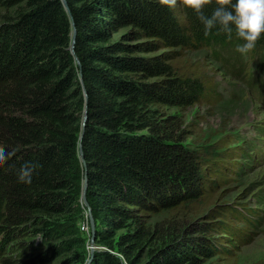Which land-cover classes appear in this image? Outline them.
<instances>
[{
	"label": "trees",
	"instance_id": "16d2710c",
	"mask_svg": "<svg viewBox=\"0 0 264 264\" xmlns=\"http://www.w3.org/2000/svg\"><path fill=\"white\" fill-rule=\"evenodd\" d=\"M66 2L71 20L61 0H0V146L10 153L0 166V264H79L83 241L66 223L75 214L85 171L91 214L104 226L96 228L95 242L105 249L95 251L92 264H203L214 255L232 257L231 240L245 242L261 231L264 212L250 203H217L209 216L219 220L209 230L231 238H217L214 248L207 243L191 250L180 227L160 235L195 200L189 189L196 171L203 189L212 185L207 176L219 175L211 170L217 161L207 157L224 150V134H211L205 124L202 140L184 135V126L193 130L202 122L194 108L206 105L204 113L221 120L242 107L237 99L244 88L234 82L235 101L210 96L204 67L245 86L259 83L253 63L264 67V35L241 64L232 56L244 43L235 29L229 34L217 26L205 35L197 15L179 5ZM71 21L80 66L69 49ZM163 47L172 50L153 52ZM190 54L200 62L192 63ZM79 70L88 109L81 140L86 168L77 150L84 107ZM186 108L194 109L189 123L181 117ZM235 140V146L241 143ZM25 162L37 165L31 184L17 181ZM201 189L196 184L195 196L204 197ZM252 198L264 204V190ZM28 232L40 240L30 237L32 251L6 255L3 242L13 252V240Z\"/></svg>",
	"mask_w": 264,
	"mask_h": 264
},
{
	"label": "rangeland",
	"instance_id": "374dc122",
	"mask_svg": "<svg viewBox=\"0 0 264 264\" xmlns=\"http://www.w3.org/2000/svg\"><path fill=\"white\" fill-rule=\"evenodd\" d=\"M122 31H119L114 35L115 39H118V37L121 35ZM140 39H137V42H139ZM166 50H172L168 48H157L153 52L159 53V52H165ZM190 61L192 63H199L200 59L198 57L193 56L190 54ZM146 56V55H143ZM232 56L235 58L236 56H239V63L244 64L245 61V54H241L234 49L232 51ZM250 63V62H249ZM247 63L245 66L249 65ZM204 69L207 71L208 74H210V90H213L211 97H215L216 94H219V99L221 100H232L235 101L237 95H233L231 91H234V85L233 82L243 87V92L240 95V97L237 99L240 104H242V107L238 106L236 110H232L231 113L226 116L224 119L219 120V116L216 114H212L211 112L204 113V108L206 105H200L198 104L194 109L197 110L198 116L200 113H203L202 116H199L201 118V129L199 128L200 124L194 126V129L192 130V125H186L185 133L184 135H189L190 132L193 136H195V139L200 138L202 140V137L205 135L202 132V129L205 128V124H208L210 130L212 131L211 134H215L218 132H221L224 134V137L221 139L219 145H222L224 150L220 151L219 154L217 152H214L213 150H210V155H208L207 159L216 160L215 166L211 169L216 174L219 175H213L207 176V179L212 182V185L209 189H203L204 183L203 181L200 182V179L197 178L199 176V172L195 174L196 179L193 180V183L190 186V194L195 199L194 201H189L186 203L185 207L180 209L178 212L177 219H171V224L165 227L164 231L161 233L160 237H164L166 233H170L175 230V228H183L184 229V239L186 243L191 245V250L200 249L202 248V245L206 246L207 243H209L210 248H214L216 244L217 238H226V236H229L227 234H218L213 230H209L211 227H209V223H217V220H219V217H211L210 214H216L218 211V208H216L217 203L229 199V201L237 202L238 205L241 206H247V204L250 203L251 208H255L256 210L260 212H264V204L260 205H254L252 203V197L255 195L259 190L264 188V159L257 161L255 163H247V171L242 172V174L239 175H233L231 172L232 167L235 165L233 158H243V159H249L248 157H245L242 149L235 146L236 145V138H242L244 141H247L249 138V135L253 134L251 131L252 127L255 125L262 124L264 125V107L259 104V101L253 99L249 95L248 86L245 87L240 81L233 80L229 76H222L219 72L211 71L208 66L204 67ZM249 70V68H247ZM259 71V70H258ZM212 72V73H211ZM260 74L261 71H259ZM194 109L186 108L181 111V117H184V122H188L190 120H194L190 118V112H193ZM197 120V119H196ZM200 120V119H198ZM192 130V131H190ZM207 133L209 131H206ZM203 134V135H202ZM230 134H235V136L230 137ZM230 137V139H229ZM241 139V140H242ZM240 140V141H241ZM239 141V142H240ZM263 145V142H256L252 147H260ZM212 149V148H211ZM219 150V149H218ZM205 157V151L203 152ZM223 156V157H222ZM221 157L223 161L224 158L231 157L230 159H227L225 162H221ZM200 158L197 159L196 163H198ZM206 160V157H205ZM202 162V161H201ZM208 161L203 162V170L202 174L205 175L207 170L205 169L206 164ZM246 162V161H245ZM219 163L226 165L227 171L222 169L219 166ZM239 164V163H238ZM217 166V167H216ZM224 170V172L222 171ZM237 172H240V168L237 170ZM207 175V174H206ZM222 179L217 181V179ZM224 179V180H223ZM227 180V182H225ZM197 182V183H196ZM196 184L198 187H200L201 192H205L206 194L204 197H199L200 194H196L193 191L196 189ZM189 186V185H188ZM174 188V186H172ZM147 191L144 192V194ZM165 192V191H164ZM87 199V197H86ZM88 202V200H87ZM150 205H153V202H148ZM89 204V203H88ZM190 205V206H189ZM249 206V205H248ZM75 214L73 217H71L67 221V225H71L74 232L78 233V236L80 237L81 241H83L82 247L79 248V251L82 255L81 259H78L79 264H92L93 262V256L95 254V251L97 250H104L105 248L98 245L95 242V233L96 228L100 231L104 230V226L99 225V222L94 220L93 218V225H94V236H92L91 232V224L89 219V213L87 210V207L84 205L83 201L81 200L80 196L77 199V206L74 209ZM168 216V215H167ZM143 218L147 219V217L142 216ZM168 218L166 219L167 223ZM231 224H233L230 221ZM262 228L260 233L253 234L250 236L248 241L245 242H237L231 240L234 246L230 249V252H232V257H221L214 255L211 258H208L207 261H205L203 264H214V260L217 258H220L218 260V264H264V220L261 222ZM209 230V231H208ZM165 233V234H164ZM30 237L34 240L37 235H32L30 232L27 234L22 235V238L14 239L15 246H13V252L11 251L12 247L10 248L7 246V242H3V250H5L6 255H13L15 252L23 251V255H27V253H30L31 247H30ZM92 237V238H91ZM14 238V237H13ZM216 238V239H214ZM231 238V236H229ZM213 241V242H212ZM222 245L228 244L222 239ZM39 238L36 239V243H39ZM13 244L11 241L8 243V245ZM222 246V247H224ZM228 248V247H227ZM187 253V252H186ZM5 255V254H4ZM184 255H186L184 253ZM188 255V253H187ZM16 256V254H15ZM91 258V259H90Z\"/></svg>",
	"mask_w": 264,
	"mask_h": 264
},
{
	"label": "clouds",
	"instance_id": "9594fccd",
	"mask_svg": "<svg viewBox=\"0 0 264 264\" xmlns=\"http://www.w3.org/2000/svg\"><path fill=\"white\" fill-rule=\"evenodd\" d=\"M161 6L175 9L177 5L189 9L197 15L204 26L205 35L219 26L221 30L236 35L244 41L236 51L245 54L253 50L257 41L264 35V0H157ZM212 7L211 14L205 9ZM10 157V153L0 146V166ZM37 165L25 162L17 173L18 183L31 184Z\"/></svg>",
	"mask_w": 264,
	"mask_h": 264
},
{
	"label": "water",
	"instance_id": "95a60500",
	"mask_svg": "<svg viewBox=\"0 0 264 264\" xmlns=\"http://www.w3.org/2000/svg\"><path fill=\"white\" fill-rule=\"evenodd\" d=\"M61 2L63 4V7H64L65 11L67 12L70 20H71V15H70V11H69V8H68L66 0H61ZM71 25H72V31H71V43H70L69 49H70L71 54L74 56L77 65L80 66L79 65V61H78V59H77V57H76V55L74 53L75 28H74V25H73L72 21H71ZM79 80L81 82L82 94H83V97H84V107H83L82 114H81V123H80L81 131H80V134H79V137H78L77 150H78V156L80 158L81 164H82L83 168H86V164H85V160H84V156H83V151H82L81 140H82V136H83V133H84L85 124H86V121H87L88 109H87L86 89H85V86L83 85V82H82V79H81V71L80 70H79ZM86 189H87V177H86V171H85L84 177H83V181H82V185H81L80 198L83 201L84 205L87 207V210H88V213H89L90 224H91V232H92V236H94L95 231H94V225H93V216L91 214V208H90V206H89V204L87 202V199H86Z\"/></svg>",
	"mask_w": 264,
	"mask_h": 264
}]
</instances>
